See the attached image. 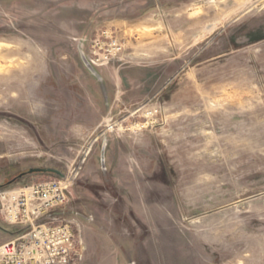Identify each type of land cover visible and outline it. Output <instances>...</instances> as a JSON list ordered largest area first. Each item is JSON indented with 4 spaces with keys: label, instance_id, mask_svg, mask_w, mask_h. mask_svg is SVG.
<instances>
[{
    "label": "rangeland",
    "instance_id": "374dc122",
    "mask_svg": "<svg viewBox=\"0 0 264 264\" xmlns=\"http://www.w3.org/2000/svg\"><path fill=\"white\" fill-rule=\"evenodd\" d=\"M0 67V188L68 176L77 264H264V0H0Z\"/></svg>",
    "mask_w": 264,
    "mask_h": 264
},
{
    "label": "built area",
    "instance_id": "2783aa9c",
    "mask_svg": "<svg viewBox=\"0 0 264 264\" xmlns=\"http://www.w3.org/2000/svg\"><path fill=\"white\" fill-rule=\"evenodd\" d=\"M91 61L102 66L122 50L113 37L94 39ZM68 176L0 188V217L22 229L0 245V264H77L78 243L73 221L57 215L69 202Z\"/></svg>",
    "mask_w": 264,
    "mask_h": 264
},
{
    "label": "crops",
    "instance_id": "0c3cea01",
    "mask_svg": "<svg viewBox=\"0 0 264 264\" xmlns=\"http://www.w3.org/2000/svg\"><path fill=\"white\" fill-rule=\"evenodd\" d=\"M13 55H14V53H13ZM25 66H26V68H22L20 70H17L16 72H14L11 75V77L14 78L13 80H15V82H16V84H15L16 89L19 86H22V87L25 86L24 81L21 80V78L24 77L25 75L31 74L33 81L37 78L41 79L43 77L41 70L39 69V67H37L38 65L35 62H31V64L29 66L25 64ZM33 81H31V83ZM31 85L32 84H29L28 87H30ZM28 87H24L25 90H27Z\"/></svg>",
    "mask_w": 264,
    "mask_h": 264
},
{
    "label": "water",
    "instance_id": "95a60500",
    "mask_svg": "<svg viewBox=\"0 0 264 264\" xmlns=\"http://www.w3.org/2000/svg\"><path fill=\"white\" fill-rule=\"evenodd\" d=\"M89 66L91 67V65L89 64ZM93 72H95L92 67L90 68ZM46 172H51V173H55L58 174L60 176H63V173L60 172L57 169H53V168H32L28 171L29 174H34V173H46ZM22 176V175H21ZM15 182V180H11L10 182H8L7 185H12Z\"/></svg>",
    "mask_w": 264,
    "mask_h": 264
},
{
    "label": "flooded vegetation",
    "instance_id": "af4514ba",
    "mask_svg": "<svg viewBox=\"0 0 264 264\" xmlns=\"http://www.w3.org/2000/svg\"><path fill=\"white\" fill-rule=\"evenodd\" d=\"M28 175H29L28 172H22V173H20L16 178L13 179V180H15L14 183L18 182L20 179H22L23 177L28 176Z\"/></svg>",
    "mask_w": 264,
    "mask_h": 264
},
{
    "label": "bare ground",
    "instance_id": "6f19581e",
    "mask_svg": "<svg viewBox=\"0 0 264 264\" xmlns=\"http://www.w3.org/2000/svg\"><path fill=\"white\" fill-rule=\"evenodd\" d=\"M12 66V65H11ZM4 68L3 67H0V71H2Z\"/></svg>",
    "mask_w": 264,
    "mask_h": 264
},
{
    "label": "trees",
    "instance_id": "16d2710c",
    "mask_svg": "<svg viewBox=\"0 0 264 264\" xmlns=\"http://www.w3.org/2000/svg\"><path fill=\"white\" fill-rule=\"evenodd\" d=\"M4 186V185H3ZM3 186H0V187H3ZM6 186V185H5Z\"/></svg>",
    "mask_w": 264,
    "mask_h": 264
}]
</instances>
